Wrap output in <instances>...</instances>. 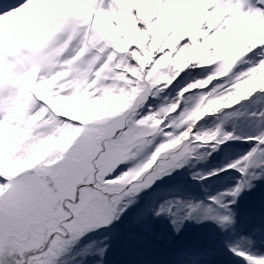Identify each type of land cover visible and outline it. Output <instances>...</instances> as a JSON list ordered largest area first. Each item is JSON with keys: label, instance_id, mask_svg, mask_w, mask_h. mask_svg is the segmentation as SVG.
Here are the masks:
<instances>
[{"label": "snow or ice", "instance_id": "1", "mask_svg": "<svg viewBox=\"0 0 264 264\" xmlns=\"http://www.w3.org/2000/svg\"><path fill=\"white\" fill-rule=\"evenodd\" d=\"M0 25V264H103L109 246L86 237L239 142L242 157L192 174L238 173L228 191L206 207L166 199L151 209L177 233L194 217L234 224L241 194L264 180V0H0ZM256 97L255 110L239 109ZM208 118L220 119L205 129ZM242 119L251 132L228 130Z\"/></svg>", "mask_w": 264, "mask_h": 264}, {"label": "rangeland", "instance_id": "2", "mask_svg": "<svg viewBox=\"0 0 264 264\" xmlns=\"http://www.w3.org/2000/svg\"><path fill=\"white\" fill-rule=\"evenodd\" d=\"M3 30L0 25V31ZM179 60V58H177ZM204 70L189 73L178 83H174L169 92L175 97L173 87L184 81L202 79ZM189 81L188 83H190ZM244 102L238 106L241 111L255 110L256 100ZM264 106V99L261 105ZM222 118V117H221ZM220 118H208L202 122L205 129L215 127ZM236 129L238 135L251 132L247 120L234 121L228 130ZM248 146L239 142L230 143L214 154L206 162L189 166L177 172L171 178L157 183L152 189L143 192L133 206L108 229H101L90 234L83 244L103 241L109 246L103 264H245L234 256L230 247H239L254 254H264V180L258 181L251 191L241 194L236 205L235 222L231 227L222 229L214 222H196V217L185 221L179 233L167 216L156 217L151 211L164 200H181L208 206L212 197L228 191L239 179V174L229 172L218 178L210 177L207 182L194 181L192 174L226 167L231 161L239 159L248 151ZM176 185V186H174ZM174 186L175 189L171 187ZM179 216L183 217L186 209L177 206ZM131 238V239H130ZM68 264H76L71 257ZM84 264H97V258H88Z\"/></svg>", "mask_w": 264, "mask_h": 264}, {"label": "bare ground", "instance_id": "3", "mask_svg": "<svg viewBox=\"0 0 264 264\" xmlns=\"http://www.w3.org/2000/svg\"><path fill=\"white\" fill-rule=\"evenodd\" d=\"M201 9H202V6H201V5H193L192 8H191V13L194 14V15H195V14H200V15H202V11H201ZM129 27H131V26H129ZM159 31H160L161 33L165 32V31H166V26H162V27L159 29ZM237 35H238V33H237ZM233 43H234V37H233V38H230V40L224 42V44H225V45H228V46H231ZM187 84H188V83H184V84L180 83V84H178L177 86L173 87V90L176 91V92H177V91L179 92V91H180L183 87H185Z\"/></svg>", "mask_w": 264, "mask_h": 264}, {"label": "water", "instance_id": "4", "mask_svg": "<svg viewBox=\"0 0 264 264\" xmlns=\"http://www.w3.org/2000/svg\"><path fill=\"white\" fill-rule=\"evenodd\" d=\"M189 81H192V78L189 79V80H187V81H184L182 84H184V83H188Z\"/></svg>", "mask_w": 264, "mask_h": 264}, {"label": "trees", "instance_id": "5", "mask_svg": "<svg viewBox=\"0 0 264 264\" xmlns=\"http://www.w3.org/2000/svg\"><path fill=\"white\" fill-rule=\"evenodd\" d=\"M215 156H216V155H215ZM215 156L213 155V157H215ZM174 186H176V185H174ZM174 186H172L171 188H172V189H175V187H174Z\"/></svg>", "mask_w": 264, "mask_h": 264}]
</instances>
